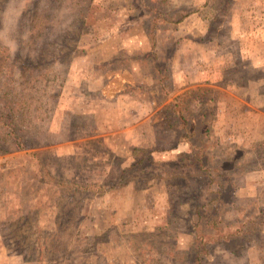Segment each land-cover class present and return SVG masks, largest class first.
Listing matches in <instances>:
<instances>
[{
    "label": "rangeland",
    "instance_id": "obj_1",
    "mask_svg": "<svg viewBox=\"0 0 264 264\" xmlns=\"http://www.w3.org/2000/svg\"><path fill=\"white\" fill-rule=\"evenodd\" d=\"M0 119V264H264V0H0Z\"/></svg>",
    "mask_w": 264,
    "mask_h": 264
},
{
    "label": "trees",
    "instance_id": "obj_2",
    "mask_svg": "<svg viewBox=\"0 0 264 264\" xmlns=\"http://www.w3.org/2000/svg\"><path fill=\"white\" fill-rule=\"evenodd\" d=\"M16 108H12V110H11V113H14V114H16V113H18V110H15ZM14 111V112H13ZM20 113V112H19ZM11 118H13V114H11V117H10V119ZM1 120V119H0ZM7 125H8V127H10L11 129H12V131L10 132L15 138V142L18 144V145H20L21 144V138H23L22 137V135L19 133V130L16 128V127H18V123L17 122H15L13 119H12V122L11 121H8V123H7ZM21 147V146H20ZM134 152L136 153V154H139L140 152H141V149H135L134 150ZM200 252V251H199ZM197 253L196 254V256H195V259L197 260V261H201V253Z\"/></svg>",
    "mask_w": 264,
    "mask_h": 264
}]
</instances>
